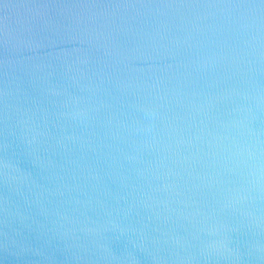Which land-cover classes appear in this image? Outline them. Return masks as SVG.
I'll use <instances>...</instances> for the list:
<instances>
[{"label": "water", "instance_id": "water-1", "mask_svg": "<svg viewBox=\"0 0 264 264\" xmlns=\"http://www.w3.org/2000/svg\"><path fill=\"white\" fill-rule=\"evenodd\" d=\"M0 264H264V0H0Z\"/></svg>", "mask_w": 264, "mask_h": 264}]
</instances>
